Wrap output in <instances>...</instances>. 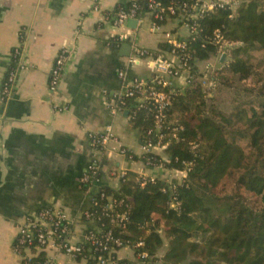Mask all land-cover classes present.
<instances>
[{
	"label": "crops",
	"instance_id": "crops-1",
	"mask_svg": "<svg viewBox=\"0 0 264 264\" xmlns=\"http://www.w3.org/2000/svg\"><path fill=\"white\" fill-rule=\"evenodd\" d=\"M122 2L0 0V90L14 66L15 50L22 52L24 62V67H16L11 98L3 103L0 96V264H21L13 246L28 215L43 207H62L77 217L89 208L90 197L80 180L95 161L100 162L102 184L114 190L121 188L115 172L164 175L118 153L123 146L140 155L141 131L128 113L115 114L110 104L134 79L155 75L143 61L122 80L119 73L130 56H122V45L134 42L156 51L163 43L149 32V17L143 24L129 20L115 27L114 15ZM120 37L124 40L118 41ZM63 48L71 51V59L53 102L50 73ZM55 103L67 110L58 112ZM107 127L114 129L120 145L112 143L98 153L89 134ZM60 260L85 264L64 256Z\"/></svg>",
	"mask_w": 264,
	"mask_h": 264
},
{
	"label": "trees",
	"instance_id": "trees-1",
	"mask_svg": "<svg viewBox=\"0 0 264 264\" xmlns=\"http://www.w3.org/2000/svg\"><path fill=\"white\" fill-rule=\"evenodd\" d=\"M202 27L203 35L220 29L241 44L218 70L217 90L234 91L235 97L222 105L218 95L207 99L201 88L173 95L168 121L184 131L166 151L167 166L183 170L193 163L176 191L178 210L170 206L171 192L163 193V181L143 187L129 173L121 184L116 194L129 200L132 212L126 229L114 232L131 245L144 241L137 251L149 259L138 264H264V59L256 65L251 56L264 53V0H244L234 18L221 11ZM191 47L201 62L216 54L202 36ZM160 48L167 50L163 43ZM194 75L200 76L196 70ZM257 75L262 87L246 88L244 82ZM133 124L141 135L152 127L144 112Z\"/></svg>",
	"mask_w": 264,
	"mask_h": 264
},
{
	"label": "built area",
	"instance_id": "built-area-1",
	"mask_svg": "<svg viewBox=\"0 0 264 264\" xmlns=\"http://www.w3.org/2000/svg\"><path fill=\"white\" fill-rule=\"evenodd\" d=\"M122 1L114 15V26L123 27L129 20L143 24L149 17V32L160 36L167 50L159 48L150 51L131 43V54L119 77L125 80L127 71L143 61L153 67L155 75L149 80L136 78L128 83L114 96L110 107L115 114L128 113L131 122L140 112H144L146 118L152 121V127L141 135L140 155L123 146L118 148V153L142 162L148 170L164 174H141L138 181L143 187L163 181L166 184L162 189L163 193L171 192L173 200L170 206L178 210L180 203L176 199V191L179 185H185L193 163H185L183 170L167 166L170 161L166 151L171 141L179 140V134L184 131L183 126H175L168 121L172 97L187 88H201L207 94L215 90L218 70L228 64L233 51L241 44L230 41L220 29L212 35H203L202 22L221 11L230 12V18H234L244 0ZM169 26L176 28L169 29ZM201 36L205 43L216 47L215 56L205 62L196 59L191 47ZM123 40L120 37L118 41ZM223 56L226 58L219 68L218 64ZM13 59L14 66L9 70L0 90L3 103L13 93L17 79L16 67H24L20 50L14 51ZM70 59L71 51L61 49L50 73L49 93L53 102L58 97ZM195 70L199 77H195ZM53 108L58 112L67 110V107H60L56 103ZM89 140L98 153L107 150L112 143L120 145L112 127H107L102 132L90 133ZM196 148L194 145L193 149ZM100 171V162L95 161L81 177V185L90 198L89 208L80 212L77 217H72L62 207H43L25 218L19 226L13 246L14 253L21 258V264H63L60 260L62 256L85 264H138L149 259L147 252L137 251L145 246L143 240L131 245L115 235L114 228L125 230L129 224L132 205L127 198L116 194L120 189H112L115 192L106 189L102 184ZM112 175L117 176L122 184L129 173L123 170ZM81 226L83 231L79 229ZM122 251L126 255L122 256Z\"/></svg>",
	"mask_w": 264,
	"mask_h": 264
},
{
	"label": "rangeland",
	"instance_id": "rangeland-1",
	"mask_svg": "<svg viewBox=\"0 0 264 264\" xmlns=\"http://www.w3.org/2000/svg\"><path fill=\"white\" fill-rule=\"evenodd\" d=\"M251 56H252V61L254 64L258 65L260 63L261 60L264 59V53L262 52H257V51H253L251 53ZM259 78L260 76H255L251 79H249L248 81L244 82V86L246 88H249V89H253L255 88L256 90H259L261 87H262V83H259ZM218 89V85L217 87L215 88L214 92L212 91L210 94H208V98L207 99H213L215 97V95H218L219 96V103L224 105V104H232V100L234 99L235 95H234V91H231V90H217ZM219 91V92H217ZM217 93V94H216ZM166 251V247L162 248L159 252V256L160 258H162L164 252ZM162 262L159 261L157 264H161Z\"/></svg>",
	"mask_w": 264,
	"mask_h": 264
},
{
	"label": "water",
	"instance_id": "water-1",
	"mask_svg": "<svg viewBox=\"0 0 264 264\" xmlns=\"http://www.w3.org/2000/svg\"><path fill=\"white\" fill-rule=\"evenodd\" d=\"M136 22V21H135ZM131 53V45L130 43H125L122 45L121 48V54L124 57H128ZM226 56H223V58L221 59L220 63L218 64V67L221 68L222 63H224Z\"/></svg>",
	"mask_w": 264,
	"mask_h": 264
}]
</instances>
